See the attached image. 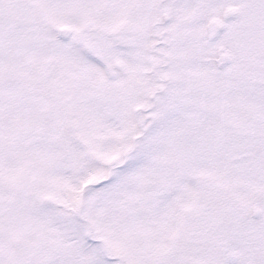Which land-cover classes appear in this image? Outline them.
Returning <instances> with one entry per match:
<instances>
[{
    "label": "snow or ice",
    "instance_id": "6c2138e0",
    "mask_svg": "<svg viewBox=\"0 0 264 264\" xmlns=\"http://www.w3.org/2000/svg\"><path fill=\"white\" fill-rule=\"evenodd\" d=\"M0 264H264V0H0Z\"/></svg>",
    "mask_w": 264,
    "mask_h": 264
}]
</instances>
